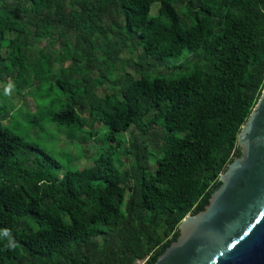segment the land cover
I'll use <instances>...</instances> for the list:
<instances>
[{
    "label": "trees",
    "instance_id": "1",
    "mask_svg": "<svg viewBox=\"0 0 264 264\" xmlns=\"http://www.w3.org/2000/svg\"><path fill=\"white\" fill-rule=\"evenodd\" d=\"M7 80L34 84L36 108L0 86V264H153L241 155L264 87V0H0ZM45 124L95 138L92 164L61 173L31 135ZM153 127L150 169L134 136Z\"/></svg>",
    "mask_w": 264,
    "mask_h": 264
},
{
    "label": "water",
    "instance_id": "2",
    "mask_svg": "<svg viewBox=\"0 0 264 264\" xmlns=\"http://www.w3.org/2000/svg\"><path fill=\"white\" fill-rule=\"evenodd\" d=\"M204 208L187 214L153 264H264V87Z\"/></svg>",
    "mask_w": 264,
    "mask_h": 264
},
{
    "label": "rangeland",
    "instance_id": "3",
    "mask_svg": "<svg viewBox=\"0 0 264 264\" xmlns=\"http://www.w3.org/2000/svg\"><path fill=\"white\" fill-rule=\"evenodd\" d=\"M157 4H153L151 7V12L155 13L157 9ZM48 41H43L42 45L47 43ZM136 53L132 54V57H136ZM171 62V59H169ZM56 65V64H55ZM54 65V66H55ZM165 65V63H163ZM168 65V63H166ZM165 68L164 66H160V69ZM126 70L134 73V69L132 67H126ZM3 86V89H7L8 100L15 105V107L21 106L23 109H26L28 112H32L36 108V103L33 97L31 96V92L35 89V85H30L23 89V94H19L14 84L7 80L0 84ZM108 91L106 86H103L99 89L98 94L103 95ZM77 110L81 115L88 117V122L86 125V129L88 130H97L99 133H103L105 129L101 127V124L94 121L89 115L88 108H80L77 107ZM20 116H23L20 113ZM26 121H22L21 124H24ZM37 130H33L31 135L40 143L42 147H44L51 155L55 158L59 159L62 164L61 173L65 169H76L82 168L84 166H88L92 164V156L96 153V149L99 146V142L95 140V138L87 139V135L85 132H80L79 130L71 129V128H61L54 124H45L43 126H38ZM161 129L158 127H153V129L149 132V134L143 135L141 133L135 134L138 139V144L145 146L146 145V153L149 154L147 158V163L149 164L150 169H153L156 165V158L159 155L157 151L150 155L151 146L150 143L152 141H156L157 136L161 134ZM124 138L128 140L131 138L129 132L124 133ZM101 137V135L99 136ZM136 150V149H134ZM132 157L130 156L128 161L130 162ZM138 264H144L143 260L138 261Z\"/></svg>",
    "mask_w": 264,
    "mask_h": 264
}]
</instances>
